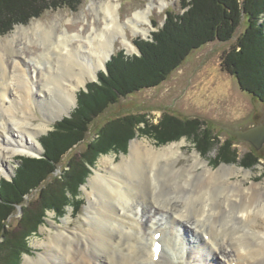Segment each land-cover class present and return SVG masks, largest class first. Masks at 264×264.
Returning <instances> with one entry per match:
<instances>
[{"label": "bare ground", "instance_id": "obj_1", "mask_svg": "<svg viewBox=\"0 0 264 264\" xmlns=\"http://www.w3.org/2000/svg\"><path fill=\"white\" fill-rule=\"evenodd\" d=\"M155 4L150 0L146 8L134 10L121 21L117 4L111 0L92 1L91 8L101 13L103 24L85 34L88 45H74L76 35L66 29L58 32L53 25L44 31L40 24L17 28L0 48L2 153L10 159L17 154H38L39 135L48 125L30 120L35 101L44 105L52 119L69 112L76 103L75 89L95 79L113 53L114 32L121 35L128 51L135 50L125 28L148 36V16ZM20 36L29 42L35 37L42 49L53 46L58 52L53 58L49 55L45 63L40 57L42 51L24 56L21 48L25 42L16 43ZM129 148L128 155L119 162H113V157L100 160L86 183L91 191L84 185L89 195L94 194V200L89 199L85 208L91 224L80 231L58 230L41 241L42 250L36 257L27 255L23 264H163L166 259L170 264L184 260L186 264H264V182L261 187L255 181L245 185L240 179L234 180L231 175H236V170H241L242 176L251 171L229 165L213 170L196 151L192 163L177 167L173 160L181 152L180 143L156 149L133 140ZM4 162L0 175L11 170ZM158 163L159 168L152 166ZM199 166L202 170L196 172ZM195 177L198 182L192 189ZM151 212V221L147 219L143 224L142 218ZM122 225L134 227L126 248L118 242L129 240L121 234ZM245 228L248 235L241 240V233H236ZM157 232L160 237L155 241L161 244L158 255L152 249ZM178 238H182L181 243ZM175 254L179 258L174 261Z\"/></svg>", "mask_w": 264, "mask_h": 264}, {"label": "trees", "instance_id": "obj_2", "mask_svg": "<svg viewBox=\"0 0 264 264\" xmlns=\"http://www.w3.org/2000/svg\"><path fill=\"white\" fill-rule=\"evenodd\" d=\"M80 1L0 0V34L15 23L40 15L47 7L74 8ZM180 2V12L164 11L161 26L152 20L156 30L148 40L135 39L138 54L127 55L120 49L111 55L106 71L98 74L96 82L88 83L86 91L78 93L71 116L57 121L54 130L40 137L44 150L40 157H21L14 176L0 179V264H19L22 254L30 250L28 240L44 222L46 211L53 210L61 217L66 206L72 205L73 214H77L83 203L79 186L96 158L111 150L125 152L136 130L161 144L191 137L201 154L218 145L216 160L225 163L240 160L241 165L250 167L264 158L263 148L252 147L237 159L235 137L229 135L220 143L217 136L201 127L203 120L166 112L156 125L146 129L138 126L145 122L144 113L126 112L105 119L94 130V137L86 138L93 120L108 106L138 90L159 85L192 50L212 40L230 39L239 25L243 29L222 55L220 66L236 79L242 91L264 105V0ZM79 143L83 148L78 157L75 147ZM58 164H62L60 174L54 175ZM26 195L28 202L23 199ZM18 205L21 214L10 221Z\"/></svg>", "mask_w": 264, "mask_h": 264}, {"label": "rangeland", "instance_id": "obj_3", "mask_svg": "<svg viewBox=\"0 0 264 264\" xmlns=\"http://www.w3.org/2000/svg\"><path fill=\"white\" fill-rule=\"evenodd\" d=\"M92 1L102 2L103 0H81L74 8H69L67 6H58L56 8L47 7L38 16L30 17L24 23L21 22L13 24L11 30L4 34H0V48H2V44L8 43V39L17 28H32L38 24L42 25L41 31L48 30L51 25H53L55 30L58 32L66 29L69 34L76 35V39L73 41L74 45L82 43L88 45V42L84 40V37H86L85 34L90 33L93 27L99 28L102 27L103 24L100 16L101 13L96 14V12H94V10L91 8ZM154 1L156 4L153 6V9L148 16L151 22L149 26L150 31L148 36H143L146 37V39H149L151 32L156 30V27L152 24V20L155 21L156 25L161 26L165 18V10L168 9L174 12H180L182 9L180 4L181 0ZM111 2L117 4L119 18L121 21H125L134 10L146 8L150 0H111ZM49 3L46 2V4ZM259 21H262V18H260ZM145 26L148 25L145 24ZM242 29L243 27L239 25L233 32V35L230 39L225 41L212 40L205 43L198 49L192 50L179 65V67L174 69L170 75L159 85L138 90L127 95L126 97L120 98L117 103L108 106L99 117L93 120L90 130L86 134V138L94 137V130L101 123H103L105 119L116 117L117 115L124 114L126 112L144 113L146 123L141 122L138 124V126L139 128L145 127V129L150 128V125H156L161 120L165 112L175 114L180 117L201 119L204 121V124H201V127H206L212 135L217 136V139L220 143L229 137V134L222 129V126L233 127L236 129H245L257 123L264 124V105L251 97L248 93L242 91L238 86L236 79L228 72L224 71L220 66L222 55L230 50V48L234 45L235 40ZM125 32V35L131 40L136 51H128L127 48L121 43V35L114 32V51L112 54L119 51L120 49H123L124 53L127 55L138 54L134 41L138 37L142 38V35L133 34L128 28H125ZM34 40L35 37H33L32 42H29L26 39L24 40L23 36H20V39L16 41L17 44L20 42H25V46L21 48L25 52L24 56L27 53L30 57L31 52L42 51L40 57L45 63L46 58L49 57V55L51 58H53L54 54L58 52V48H53V46H49L44 50L42 49L41 44L39 42H35ZM83 51L87 55H90L88 49L84 48ZM105 71L106 70L103 68L98 71V74ZM97 80L98 75L95 79L88 80L84 85H78V88L75 89L76 103L73 105L71 110L67 112V114H69L68 116H66V113L63 112L64 114L61 113L59 114L60 116L57 115L52 119L46 113L47 110H45L44 105L41 102L37 103L35 101L31 108L30 120L34 124L44 122L48 125V129L42 132L39 136L43 137L48 133V131L54 130V124L57 121L62 120L64 117H70L71 113L77 107L78 93L80 90L86 91V85L90 82H96ZM53 105L57 106L58 108L62 107L59 103H54ZM136 131V134L128 140V145L125 152L111 150L105 154L99 155L96 158L94 166L90 167V173L85 178L84 183L79 186L80 193L78 196L79 199H83V203L80 206V210L77 214H73L72 205L66 206V211L61 217L57 216L53 210L46 211V214L43 217L44 222L38 226L37 232L32 234L28 240L30 250L28 253L22 254L19 264H23L24 258L27 255L30 257H36L37 252L42 250V246L40 245L41 241H46L50 235H54L58 230H62L64 232H68V230L80 231L87 225L91 224V220L88 219L87 210L85 209L86 205L89 203V199L94 200V194H88V191H91V187L86 185L88 178L93 175L94 169L98 168L100 160H103L106 157H113V162L116 163L121 161L122 156L128 155L130 149L129 145L133 140H140L145 143H149L156 149L168 146L173 143H180L181 152L173 160L175 163H178L177 167L186 166L192 163V156H194L196 151L198 152L200 158L202 160H206L207 165L213 170L217 169L221 165H229L235 169L236 167H240L251 172L246 176H242V171L236 170V175H231L232 179H240L245 185H249L251 181H255L259 183L261 187L263 186L264 158L260 159L257 164H254L250 167H244L241 165L240 160H238V162L225 163L216 160L218 145L210 149L208 152L201 154V152L195 147L194 140L191 137L188 138L186 136H182L178 140L161 144L157 143L151 135L149 136L142 134L139 130ZM0 134H2L1 128ZM39 145L40 151L38 154L32 156L26 154H17L12 159L4 155L2 153V149L0 148V167L2 163L3 165L5 164L4 161H7L11 166V170H9L6 175H0V179L4 178L10 180L14 176L21 157H40L44 150L40 141ZM82 148V143H79L75 147V152L78 157L80 154L79 151L82 150ZM233 148L236 149L238 155L237 159H240L247 151H249L250 148H252V145L246 141H240L236 139L235 143L233 144ZM262 148V155H264V145ZM64 161H62V163H64ZM61 165L62 164H58V166L54 169V175L60 174ZM100 166L101 171L105 172L103 167L104 165L100 164ZM152 166L159 168V163L156 166ZM201 170V166L195 168L196 172ZM154 178H157L156 174ZM189 180L190 179H187L186 182L188 183ZM196 182H198V177H195V179L191 182L192 189H194ZM84 185L88 188V191L84 189ZM69 196L70 195H68V197ZM23 199L28 202L30 197H27L26 195L23 197ZM17 210V215L13 214L9 217L10 221H13L19 214H21V206L18 205ZM136 217L140 218V214H138ZM152 217V212L143 217V224H145L147 219H150L151 221ZM157 217H160V214H158ZM207 217L208 215H206V212H204L203 219H206ZM153 220L154 218L152 221ZM148 222L149 221H147V223ZM204 222V226L207 227V222L205 220ZM120 228L121 234L124 237L129 238V240L125 242L120 239L118 242H120L119 244H123V248H126V245L130 243V233L133 231L134 227L122 225ZM142 228H144V226H142ZM142 228H139L140 231H143ZM247 229L248 228L240 230L236 233V235L241 233V240H243L248 235L246 233ZM177 242L181 243L182 238H178ZM72 243L74 242L72 241ZM164 250H166V247ZM129 251L127 254H129ZM176 258L179 257L175 254L174 261ZM175 263L178 264L177 261H175ZM163 264L170 263L166 259ZM179 264H186V261L184 260V263L180 262Z\"/></svg>", "mask_w": 264, "mask_h": 264}, {"label": "water", "instance_id": "obj_4", "mask_svg": "<svg viewBox=\"0 0 264 264\" xmlns=\"http://www.w3.org/2000/svg\"><path fill=\"white\" fill-rule=\"evenodd\" d=\"M142 38L146 39V37L143 36ZM104 69L106 70V66L104 67ZM65 115L68 116L69 114L66 113ZM222 129L226 131L230 136L235 137L237 140L250 143L255 150H260L264 145L263 123H257L245 129H236L228 126H222Z\"/></svg>", "mask_w": 264, "mask_h": 264}]
</instances>
